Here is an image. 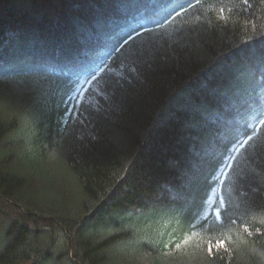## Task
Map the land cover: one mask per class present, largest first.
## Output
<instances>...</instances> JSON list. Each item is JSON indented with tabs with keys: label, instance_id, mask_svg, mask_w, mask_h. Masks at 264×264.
Here are the masks:
<instances>
[{
	"label": "trees",
	"instance_id": "obj_1",
	"mask_svg": "<svg viewBox=\"0 0 264 264\" xmlns=\"http://www.w3.org/2000/svg\"><path fill=\"white\" fill-rule=\"evenodd\" d=\"M129 34L124 48L153 70L120 87L126 69L109 53ZM0 39L10 57L22 42L92 62L71 82L54 63L34 72L41 96L0 83V264H264V195L251 177L264 162L245 158L264 144V0H0ZM104 63L72 122L46 101L53 77L87 80ZM189 95L198 110L180 107Z\"/></svg>",
	"mask_w": 264,
	"mask_h": 264
},
{
	"label": "snow or ice",
	"instance_id": "obj_2",
	"mask_svg": "<svg viewBox=\"0 0 264 264\" xmlns=\"http://www.w3.org/2000/svg\"><path fill=\"white\" fill-rule=\"evenodd\" d=\"M244 3L247 4L248 0H244ZM191 7V5H189ZM181 7H183L181 5ZM178 16L181 15V12L177 11ZM89 37L87 35L82 37L84 42V48L82 51L86 52L87 41ZM132 39L131 34H129L128 39H126L123 44L119 47L114 46L112 51L109 53V58L113 53H119L121 56V67L126 69L125 73H119L116 76L115 84L122 87V81H126L131 84L133 80L144 79L145 66L148 70H153V64L145 59V53L139 49H134L131 46L124 48V45L128 44V41ZM121 48H124V51L121 52ZM261 62L264 63V50L260 53ZM162 61H167V55H164L160 58ZM50 63H54L59 66V70L63 75L68 78L71 82L72 76H79L81 73L88 71L91 68V61H88L85 56L80 55L78 52L74 53L72 51H61L57 53L54 57H49L46 54H37L36 52H25L22 42H17L15 45V51L9 56V53L6 49L4 40L0 39V83L6 80L16 79L18 84L24 88H33L38 85L39 81L33 75L34 72H44ZM109 66L107 63H104L102 67L98 70L93 69L89 73V78L86 80L87 83L96 81L99 83V80L104 79L101 77L100 73H105L108 70ZM9 73H17L16 77H11ZM109 88H100L99 96L103 100L104 104H109L115 95V89L109 92ZM77 91H83V89H78ZM202 106V102L195 96L189 95L185 98L183 104L180 106L183 109H195L198 110ZM67 111V109H65ZM252 140V136H249L247 140L239 142L234 148V153H240L241 149H245V152L248 149L245 148V145H248V142ZM251 156H246L249 164H254L255 161L260 160L264 162V144L259 146L250 145ZM236 155L232 154L229 158V163L227 167H231V161L236 160ZM258 169V170H257ZM251 177L256 183V187L252 188L254 193L264 195V166L262 164H256L254 168L251 169ZM223 202L221 201V204ZM217 215H219V210H217ZM221 244L223 242L221 241ZM211 252V249H209Z\"/></svg>",
	"mask_w": 264,
	"mask_h": 264
},
{
	"label": "rangeland",
	"instance_id": "obj_3",
	"mask_svg": "<svg viewBox=\"0 0 264 264\" xmlns=\"http://www.w3.org/2000/svg\"><path fill=\"white\" fill-rule=\"evenodd\" d=\"M13 77V76H11ZM53 79L55 81L53 82H50L49 83V93H50V96L48 95V93H43V95L46 97V101L49 102V105H51L52 101L53 103L55 102V104L58 105V107H61L62 105H66L68 106L72 111H74L72 114V118H71V122L74 120V117H75V109H77L79 107V105L81 104V99H82V95L84 94V92L86 91V88L89 87V84L90 83H87L86 80H76V81H73V83H66L63 79H61L62 81H58L60 79H57V78H54ZM94 82V81H93ZM4 84L6 83H9V88L11 89V91L13 92V94H11L12 96H18V94H22L24 92L28 93V92H35V95L36 96H41V94L39 95L38 93V90H41L43 89V83L42 82H39L38 85H36L35 87L33 88H24V87H21L17 80L16 79H11V80H6V81H3ZM92 83V82H91ZM44 88H47L44 86ZM29 89V90H28ZM78 89H83V91H77ZM28 90V92H27ZM44 90H47V89H44ZM37 92V93H36ZM11 97V96H9ZM51 99V101H50ZM5 110V108H3V106H1L0 104V112H3ZM52 109L49 108V112L51 111ZM45 119L43 118H40V114L38 115L37 117V120H32V118L29 116V118H27V121L26 123L23 125V127L27 128V129H30V128H33L34 130V127L33 125H36V123L40 124L41 122H44ZM47 126H45L44 128L46 129ZM57 155V154H56ZM49 162V160L47 161ZM223 206H224V201L223 203L221 204V209H223ZM216 208V207H215ZM217 208L215 209V222H219L220 221V216L217 215ZM221 210L219 209V212ZM60 235V234H59ZM188 234L184 235V237H187ZM62 237V235H60ZM190 240L187 239L185 242H184V246L185 247H189L190 246ZM181 244L178 245L176 248H175V251L181 249ZM200 259V258H199ZM199 259H193L191 256H189L187 258L188 261H183L181 262V264H200V260ZM141 263V261H140ZM167 263H169V261H167ZM169 264H174L173 262L170 261Z\"/></svg>",
	"mask_w": 264,
	"mask_h": 264
}]
</instances>
